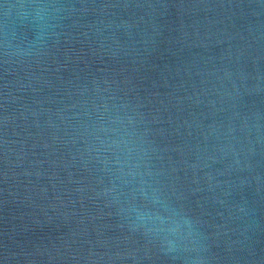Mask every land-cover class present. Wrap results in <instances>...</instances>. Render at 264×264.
<instances>
[{"label":"water","instance_id":"1","mask_svg":"<svg viewBox=\"0 0 264 264\" xmlns=\"http://www.w3.org/2000/svg\"><path fill=\"white\" fill-rule=\"evenodd\" d=\"M0 264H264V0H0Z\"/></svg>","mask_w":264,"mask_h":264},{"label":"clouds","instance_id":"2","mask_svg":"<svg viewBox=\"0 0 264 264\" xmlns=\"http://www.w3.org/2000/svg\"><path fill=\"white\" fill-rule=\"evenodd\" d=\"M134 211L141 226L148 227L149 231L156 233L164 241L171 243L169 238L177 241L184 240L182 230L185 225L181 222L154 215L147 207L134 209Z\"/></svg>","mask_w":264,"mask_h":264}]
</instances>
